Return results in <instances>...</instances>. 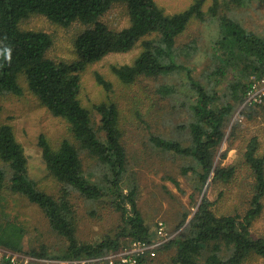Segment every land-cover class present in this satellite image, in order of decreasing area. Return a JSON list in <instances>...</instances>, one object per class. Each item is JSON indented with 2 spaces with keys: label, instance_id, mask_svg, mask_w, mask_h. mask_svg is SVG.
<instances>
[{
  "label": "trees",
  "instance_id": "obj_1",
  "mask_svg": "<svg viewBox=\"0 0 264 264\" xmlns=\"http://www.w3.org/2000/svg\"><path fill=\"white\" fill-rule=\"evenodd\" d=\"M203 1L195 0L184 11L167 14L155 0H0V118L1 100L6 96L22 97L27 90L51 116L63 121L74 141L63 140L53 147L44 135L38 137L46 171L59 186L55 197L41 191L29 177L21 144L10 125L0 124V161L4 166L0 168V247L38 259H75L117 251L128 240H157L137 207L138 188L132 183L124 192L121 186L127 157L121 143L122 110L111 98L112 83L94 72L95 83L106 93V100L87 108L78 97L80 74L86 67L108 54L127 53L137 47L138 54L130 64H112L110 72L124 86L143 79L163 80L164 84L156 88L160 100L169 101L170 108L181 113L179 117L188 119L176 125L178 138L151 134L149 142L159 152L189 159L182 175L190 173L194 191L201 195L187 222V214L183 215L177 227L182 228L179 235L161 247L163 251L176 248L168 264H243L252 255L264 260V237L254 238L250 232L262 211L264 197V152L258 153L256 138L249 140L243 154L253 177L244 214L216 215L206 196L211 173L213 180L224 183L233 177L234 167L215 168L214 159L225 137L224 128L235 108L243 103L253 81L250 77L264 76V37L246 30L227 12L245 7L248 0H212L207 14L213 18L219 14L212 20L217 38L211 52L204 53L209 63L198 80L192 72V61L200 47L192 40L179 48L177 40L193 19H205L200 9ZM118 3L126 6L128 25L115 31L100 19ZM35 16L64 29L73 25L83 27L72 43L77 61L67 63L47 56L54 43L53 35L21 26ZM179 75L182 83L171 84L169 78ZM181 84L182 90L178 87ZM140 114L136 109L138 123L142 122ZM234 135L232 130L230 136L236 138ZM80 151L95 161L99 174L89 172L90 177L85 176ZM2 191L37 205L50 229L66 240L65 249L58 254L44 246L25 249L24 219L13 209L11 216L7 214ZM74 192L88 201L110 198L109 203L121 221L114 235H105L96 243L76 239L69 201ZM190 198L194 199V194ZM147 262L142 260L139 264Z\"/></svg>",
  "mask_w": 264,
  "mask_h": 264
},
{
  "label": "rangeland",
  "instance_id": "obj_2",
  "mask_svg": "<svg viewBox=\"0 0 264 264\" xmlns=\"http://www.w3.org/2000/svg\"><path fill=\"white\" fill-rule=\"evenodd\" d=\"M167 14H175L189 8L195 0H155ZM212 0H204L201 11L204 20L193 19L188 29L178 38L177 46L183 47L190 41H196L200 51L193 58V75L200 80L203 70L209 63L204 53L211 52L213 40L217 38L216 26L209 17L208 8ZM245 7L228 9L232 15L246 30L264 37V0H248ZM221 8L219 13H221ZM109 29L120 30L128 25V16L124 4H116L109 9L100 19ZM22 28L34 31H43L53 35L54 43L47 56L57 60L71 63L78 60L73 48V39L83 28L81 25H73L64 29L53 25L42 16L31 17L24 22ZM215 41V40H214ZM139 48L135 47L127 53H111L100 62L86 67L80 74L79 100L82 105L90 108L106 100V93L95 83L94 72L101 74L113 85L111 98L122 110L120 128L122 129L121 143L125 148L127 165L126 176L122 181L124 192L133 183L138 188L136 203L146 225L153 234L157 222L161 221L166 229L173 234V238L180 233L177 230L183 215L187 214L186 222L195 211L196 204L201 195L194 191V180L190 173L182 175V168L188 164L189 159H180L177 156L166 154L154 149L149 138L152 135L162 138H178L180 133L175 131L176 125L187 117H179L167 100H160L156 88L164 84L163 80L143 79L137 80L131 86H124L111 74L110 65L130 64ZM251 80L254 76L250 77ZM169 81L175 84L182 83V77H170ZM203 82V81H201ZM184 89L181 85L178 86ZM175 104V103H174ZM2 113L0 124L10 125L16 140L21 144L27 158V170L29 177L37 187L52 196H58L59 186L46 171L42 160L41 151L37 145L38 137L44 135L48 142L56 147L63 140L74 142L66 125L59 118L51 114L40 105L39 101L27 90L22 97L6 96L1 100ZM140 111L141 121L138 123L134 115L135 110ZM235 108L229 123L224 128L225 137L214 159V167H234L233 177L228 183L213 180L211 173L206 196L213 203L212 210L216 215L244 214L249 206L252 193L253 177L245 163L243 154L250 139L256 138L258 153L264 152V98L260 104L251 111L245 110L238 122ZM175 112V114H174ZM243 112V111H242ZM96 120L98 115L93 113ZM247 115H251L247 117ZM238 116V117H237ZM235 130V137L230 136ZM173 131V132H172ZM175 131V132H174ZM183 137L179 138L181 140ZM224 154V157H223ZM85 176L90 177L89 172L99 174L95 161L80 151ZM4 167L0 161V168ZM8 181V177L6 179ZM3 203H7V214L10 210L24 219L26 233L23 238L25 249L40 248L44 246L49 252L58 254L65 249L64 237L53 232L44 213L37 205L30 203L26 198L17 195H7L1 192ZM194 194V199L190 195ZM71 210L75 222V237L79 242L96 243L105 235H114L120 225L119 213L114 211L110 198L104 197L98 201H88L77 193L69 196ZM10 203V204H9ZM10 205L12 207H10ZM262 211L253 222L250 232L254 238L264 237V197L262 199ZM127 242V241H126ZM125 242V243H126ZM176 248L168 251L158 250L157 256L144 264H168L169 258L175 255ZM264 260L255 255L249 257L243 264H263Z\"/></svg>",
  "mask_w": 264,
  "mask_h": 264
},
{
  "label": "built area",
  "instance_id": "obj_3",
  "mask_svg": "<svg viewBox=\"0 0 264 264\" xmlns=\"http://www.w3.org/2000/svg\"><path fill=\"white\" fill-rule=\"evenodd\" d=\"M264 98V76L253 79L245 93L243 103L237 111L238 122L241 121V112L260 104ZM238 117V116H237ZM156 241L128 240L117 251L109 252L100 257H81L75 259H44L34 258L29 254L15 252L0 247V264H139L142 260L151 261L157 256L158 250L173 238L163 222H157L153 229Z\"/></svg>",
  "mask_w": 264,
  "mask_h": 264
}]
</instances>
